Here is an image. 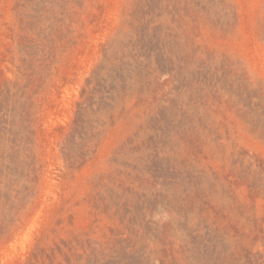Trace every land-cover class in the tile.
<instances>
[{"label":"rangeland","instance_id":"1","mask_svg":"<svg viewBox=\"0 0 264 264\" xmlns=\"http://www.w3.org/2000/svg\"><path fill=\"white\" fill-rule=\"evenodd\" d=\"M0 264H264V0H0Z\"/></svg>","mask_w":264,"mask_h":264}]
</instances>
